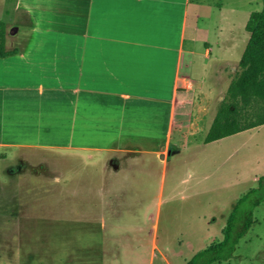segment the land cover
<instances>
[{"label":"rangeland","instance_id":"1","mask_svg":"<svg viewBox=\"0 0 264 264\" xmlns=\"http://www.w3.org/2000/svg\"><path fill=\"white\" fill-rule=\"evenodd\" d=\"M223 2L225 12L217 19L223 22L224 39L212 50L218 57L209 59L228 63L223 64L222 83L212 79L219 65L209 68L204 96L214 99L226 94L250 36L249 15L263 6L262 0ZM83 6V0H0V25L7 43L25 45L33 27L61 28L79 22ZM208 15V21L215 18ZM54 104H46L50 128L41 131V139L52 144H0V264H149L150 231L156 232L157 242L153 264H165L166 258L182 264L222 237L234 200L257 187L264 174V124L214 144L203 142L202 129L186 138L190 143L172 145L166 160L150 153L121 160L128 171L118 178L123 184L116 183L111 191L106 179L113 177L119 159L110 163L105 152L67 145L72 108L64 106L55 113ZM7 105L9 101L0 99V118L9 115ZM102 118L103 112L97 111L90 129L98 132ZM110 202L123 204L124 213L115 218L122 224L110 223ZM132 209L142 215L138 231L126 230L124 218L133 215ZM147 213L150 217L145 219ZM253 216L256 223L233 255L215 264H264V201Z\"/></svg>","mask_w":264,"mask_h":264},{"label":"crops","instance_id":"2","mask_svg":"<svg viewBox=\"0 0 264 264\" xmlns=\"http://www.w3.org/2000/svg\"><path fill=\"white\" fill-rule=\"evenodd\" d=\"M223 1L83 0L81 20L70 27H33L25 45L6 41L11 53L0 56V99L10 105L9 115L0 118V131L7 129L0 144H52L41 139V131L50 128L46 104L55 103V113L71 107L72 136L65 143L76 150L105 152L110 163L119 159L113 177L106 179L113 191L128 171L122 167L123 159L150 153L166 160L172 145L190 143L186 140L202 129L205 144L219 143L227 136L209 142L205 137L225 95L216 94L214 99L204 93L211 64L219 65L212 79L222 83L223 64L228 63L209 59L218 57L212 50L224 39L223 22L217 19L225 12ZM208 13L215 18L206 20ZM97 111L103 118L95 132L90 123L96 121ZM122 206L107 205L111 224L123 223L115 219L118 212L124 213ZM138 210L125 216L126 230L138 231L142 223ZM150 235L148 263L153 264L156 232ZM165 264L171 262L166 258Z\"/></svg>","mask_w":264,"mask_h":264},{"label":"trees","instance_id":"3","mask_svg":"<svg viewBox=\"0 0 264 264\" xmlns=\"http://www.w3.org/2000/svg\"><path fill=\"white\" fill-rule=\"evenodd\" d=\"M260 10L250 13L246 30L250 36L205 141H213L264 124V0ZM6 32L0 25V56L6 48ZM264 201V174L232 206L223 227V237L198 250L185 264H214L229 259L254 223L253 212Z\"/></svg>","mask_w":264,"mask_h":264}]
</instances>
